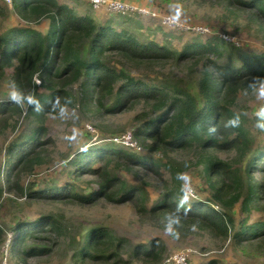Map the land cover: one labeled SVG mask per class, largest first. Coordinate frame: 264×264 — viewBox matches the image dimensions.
<instances>
[{
  "label": "trees",
  "instance_id": "trees-1",
  "mask_svg": "<svg viewBox=\"0 0 264 264\" xmlns=\"http://www.w3.org/2000/svg\"><path fill=\"white\" fill-rule=\"evenodd\" d=\"M215 1L249 12V19L264 30V0ZM11 2L21 19L37 22L47 18L49 23L45 33L12 26L0 35V79L12 69L15 90L13 96L0 102V135L11 118L23 111L39 122L19 134L7 150L4 183L9 193L83 206L100 199L131 203L142 220L164 228L171 226V233L178 237L203 230L214 238L226 239L233 231L234 245L263 248L264 222L247 224L246 218L237 226L233 213L238 206L243 213L264 208V182L254 178L255 171H264V146L254 151L248 123L233 106L239 93L264 92V52L239 55L228 50L235 51L232 47L224 48L217 38L172 50L154 40L141 41L132 31L117 28L113 20L99 21L61 0ZM5 12L0 1V15ZM227 51L234 57L226 60ZM113 56L139 64L193 61L198 75L184 86L151 83L114 66ZM223 58L226 61L222 62ZM76 101L109 113L123 110L133 101L146 102L155 116L136 129L134 139L149 150L184 155L183 162L171 158L159 161L111 143L89 145L68 161L64 179L52 180L38 189L33 183L28 191L22 185L24 178L52 161L46 144L55 145V140L48 134L46 115L74 106ZM256 122L264 135V109ZM227 150L236 153L234 160L219 158V153ZM193 168H198L197 175L206 184L205 198L186 196L180 176ZM139 171L155 177L157 189L164 188L153 204L146 198L150 181L141 177L137 183L128 178L139 176ZM82 177L90 179L87 189L78 185ZM2 193L0 183V203ZM60 222L52 215L33 221L20 219L12 229L10 247L17 264H31L32 258L49 254L51 242L53 246L61 244L66 231ZM6 234L0 226V242ZM72 243L75 264H130L123 259L126 240L105 226L89 229L84 241ZM165 250V243L156 237L147 245H136L132 255L144 264H160Z\"/></svg>",
  "mask_w": 264,
  "mask_h": 264
},
{
  "label": "rangeland",
  "instance_id": "rangeland-1",
  "mask_svg": "<svg viewBox=\"0 0 264 264\" xmlns=\"http://www.w3.org/2000/svg\"><path fill=\"white\" fill-rule=\"evenodd\" d=\"M6 8V12L0 15V35L12 26H24L45 33L49 20L47 18L37 22H27L21 19L13 8L12 2L0 0ZM129 5L136 6L149 12H157L159 15H171L194 27L204 31L200 34L191 30H174L167 28L162 22L143 14H120L107 10L103 6L94 7L91 0H61L81 13L94 16L99 21L113 20L117 28H126L140 37L141 41L154 40L160 46H167L172 50H182L192 42H207L211 38L220 40L222 37L229 41H221L224 48L239 55L244 53L264 52V30L249 19L250 13L235 9L234 6L217 3L215 0H120ZM72 5H70L69 3ZM161 19V18H159ZM231 42L238 43L233 46ZM236 47V48H235ZM228 57H234L229 51ZM113 65L125 70L138 79L161 85H186L192 79H196L198 70L193 61L169 60L164 62L131 63L113 56ZM112 59V58H111ZM225 58L221 60L226 61ZM200 69V68H199ZM13 70L8 69L0 79V102L6 97L14 95L15 90L11 81ZM40 83V82H39ZM78 92V86H74ZM107 105L111 100L106 101ZM235 113L240 115L248 123V128L254 138V151L264 146V135L258 130L256 116L264 109V92L257 89L251 93H239L236 104L233 106ZM25 110V105H23ZM152 116H155L151 106L146 102L133 101L123 110L109 113L105 109L97 111L89 108L79 101L74 106H64L54 113L46 115L45 125L49 136L55 140V145L46 144L50 151L52 161L36 169L35 174L27 176L22 185L28 188L34 183L38 189L50 183L52 180L64 179L68 174V161L74 158V153L79 152L89 145L113 144L114 147L135 151L142 155H150L156 160L167 161L170 158L177 162H183V156L179 153L166 154L162 150H149L142 145L140 150H134L127 145L117 143L115 138L131 132L134 136L136 129L142 127ZM39 122L34 117H28L23 111L20 116L15 115L10 120V125L0 135V183L3 184V195L0 203V226L7 234L3 242H0V264H17L14 253L11 252V239L14 235L12 229L20 219L33 221L42 216L52 215L65 229V235L61 244L48 247L52 250L49 254L38 256L30 260L31 264H75V246H71L73 240L84 241L86 233L96 226H105L118 238L126 240V252L123 259L130 264H144L138 258H134L132 250L136 245L149 244L153 238H161L166 245V250L160 264H172L167 260L180 250H189V264H264V246L260 249L246 247L244 244L236 246L233 243V231L226 238H214L207 231H194L186 236L178 237L171 233L172 227H162L155 222L142 220L136 212L133 204H114L100 199L91 205H79L78 203H58L48 199H29L27 196L18 197L9 193L4 183L6 165L8 160L7 150L10 143L19 134L29 130ZM116 140V141H115ZM140 142V143H139ZM236 153L227 150L219 153L223 160H234ZM247 158H244V163ZM100 164V163H95ZM197 169L185 171L180 176L186 196L196 199L198 196L205 198L206 184L203 177L197 175ZM66 170V171H65ZM139 176H129L133 182H140L141 177L150 181L148 186V204H153L162 189H157L158 181L152 175H145L139 171ZM170 179V173H167ZM254 178L263 180L264 171H255ZM90 179L82 177L78 181L81 188H88ZM85 193V191L83 192ZM16 195V196H15ZM198 195V196H197ZM264 198V193H263ZM264 202V199L263 201ZM237 219V226L248 218L247 224L260 220L264 222V208L250 213H243L240 207L233 211ZM52 238H56L52 236ZM214 262V263H212ZM93 264V263H91Z\"/></svg>",
  "mask_w": 264,
  "mask_h": 264
},
{
  "label": "built area",
  "instance_id": "built-area-1",
  "mask_svg": "<svg viewBox=\"0 0 264 264\" xmlns=\"http://www.w3.org/2000/svg\"><path fill=\"white\" fill-rule=\"evenodd\" d=\"M10 2V0H7ZM91 4L94 7L103 6L107 10L112 12H117L123 15L129 14H138V12H141L143 14L142 17H145L148 15V18H153L159 22H162L163 25L167 28L174 29V30H193L200 34H205L204 31L198 30V27L191 26L189 24L184 23L183 21H180L179 19L175 18L171 15H164L161 16L157 12H149L145 9H140L136 6L129 5L126 2L120 1V0H91ZM161 18V19H159ZM220 40L222 41H229L226 38L222 37ZM233 45H237L238 43L231 42ZM38 82H40L38 80ZM117 143L127 145L131 149L134 150H140L142 147L138 144V141L134 139L131 132H127L123 135H121L119 138H115ZM169 263L172 264H189V250H180L170 256V258L167 260Z\"/></svg>",
  "mask_w": 264,
  "mask_h": 264
},
{
  "label": "crops",
  "instance_id": "crops-1",
  "mask_svg": "<svg viewBox=\"0 0 264 264\" xmlns=\"http://www.w3.org/2000/svg\"><path fill=\"white\" fill-rule=\"evenodd\" d=\"M69 3V2H68ZM70 5H72L71 3H69ZM72 7H73V5H72Z\"/></svg>",
  "mask_w": 264,
  "mask_h": 264
}]
</instances>
